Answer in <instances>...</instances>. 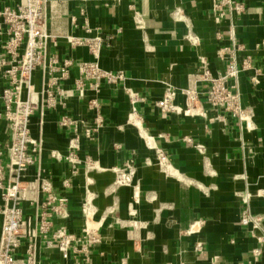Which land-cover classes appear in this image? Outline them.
I'll use <instances>...</instances> for the list:
<instances>
[{
  "label": "crops",
  "instance_id": "obj_1",
  "mask_svg": "<svg viewBox=\"0 0 264 264\" xmlns=\"http://www.w3.org/2000/svg\"><path fill=\"white\" fill-rule=\"evenodd\" d=\"M219 1L46 0V61L22 93L35 106L29 129L40 148V163L28 179L41 173L56 197H68L71 218L56 220L54 231L66 226L79 234L88 227L100 236L91 264H264V0H231L242 10L225 7V13L216 8ZM98 35L111 38L97 60L100 67L122 71L125 80L103 83L94 107L90 82L84 80V92L78 91L77 63L96 59L70 39ZM222 48L235 49L240 64L250 57L262 71L256 82L251 73L238 80L249 121L212 108L203 96L201 115L160 112L156 103L172 89L184 107L181 89L201 59L213 75L225 72ZM51 58L59 60L58 69L52 70ZM67 61L73 66L63 76ZM8 83L0 75V150L11 138L2 100ZM127 90L143 99L135 117ZM157 149L169 155V165L159 164ZM127 162L135 168L134 182L119 186L114 169ZM47 199L41 194L38 206L23 203L25 216L41 213ZM247 209L252 223L245 226ZM1 225L0 216V233ZM36 261L83 264L79 255L65 260L42 242Z\"/></svg>",
  "mask_w": 264,
  "mask_h": 264
},
{
  "label": "built area",
  "instance_id": "obj_2",
  "mask_svg": "<svg viewBox=\"0 0 264 264\" xmlns=\"http://www.w3.org/2000/svg\"><path fill=\"white\" fill-rule=\"evenodd\" d=\"M225 7L229 10H242L241 5H234L231 0H222L216 5V8L223 13ZM46 27V0H27L26 4L16 6L2 4L0 0V39L7 37L5 42L0 43L3 51L0 53V75L9 82L3 91L2 100L11 131L10 141L4 150H0V216L2 218L0 264H38L36 261L38 242H42L48 249L56 248L65 260L74 253L80 256L83 264H91V251L101 242L100 236L88 227L83 228L79 234L69 232L66 226L54 231L56 220L71 218L67 209L69 199L66 196L56 197L53 193L52 181L42 177L41 173L33 180L28 179L29 170L40 163V148L32 139L29 129L35 106L30 101L24 102L22 93L34 73L45 64L49 39ZM110 42V37L101 35L70 39L73 46L87 47L96 59L93 62L77 63L82 75L78 91L83 93L84 80L89 81L90 89L96 93V97L92 100L94 107H99L97 97L103 83L115 86L125 80L122 71L117 73L105 71L97 61L103 46H109ZM218 56L226 62L224 73L213 75L208 61L201 59L199 68L190 77L189 85L181 89L185 97L184 107L176 104L177 91L172 89L156 103L160 112L166 115H201L203 96L212 108L222 110L239 121L248 122L249 114L242 105L238 80L242 73H251L252 81L256 82L262 71L254 67L250 57H246L241 64L238 63L237 53L233 48L220 49ZM50 61L52 70L56 69L59 60L51 58ZM72 66L71 61L65 62L61 69L62 75L66 76ZM127 94L132 105L131 117H135L137 115L135 106L143 99L131 90H127ZM97 121L101 123V117H98ZM61 125L76 127L74 121H62ZM86 137L90 140L94 139L91 132H87ZM78 144L79 140L76 138L72 144L73 148L76 149ZM156 157L160 165H169V155L165 151L157 149ZM72 161H75L74 158ZM114 170L116 183L119 186L130 187L133 184L135 168L131 162ZM64 184L68 186V181ZM41 194L48 196L49 206L43 204L41 213L35 217H26L23 203L38 206ZM241 223L245 226L252 223L248 209L244 211ZM24 244L26 249L22 252L21 248ZM260 252V249L257 250L255 255H259ZM239 264L255 263L248 261Z\"/></svg>",
  "mask_w": 264,
  "mask_h": 264
}]
</instances>
